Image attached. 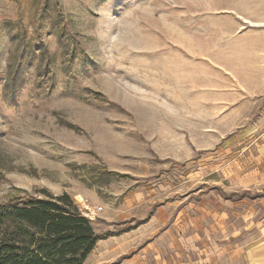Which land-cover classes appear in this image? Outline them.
I'll return each instance as SVG.
<instances>
[{
	"label": "rangeland",
	"instance_id": "rangeland-1",
	"mask_svg": "<svg viewBox=\"0 0 264 264\" xmlns=\"http://www.w3.org/2000/svg\"><path fill=\"white\" fill-rule=\"evenodd\" d=\"M41 189L84 264H264V0H0V204Z\"/></svg>",
	"mask_w": 264,
	"mask_h": 264
},
{
	"label": "trees",
	"instance_id": "trees-1",
	"mask_svg": "<svg viewBox=\"0 0 264 264\" xmlns=\"http://www.w3.org/2000/svg\"><path fill=\"white\" fill-rule=\"evenodd\" d=\"M0 204V264H84L100 239L68 193L47 189Z\"/></svg>",
	"mask_w": 264,
	"mask_h": 264
},
{
	"label": "snow or ice",
	"instance_id": "snow-or-ice-1",
	"mask_svg": "<svg viewBox=\"0 0 264 264\" xmlns=\"http://www.w3.org/2000/svg\"><path fill=\"white\" fill-rule=\"evenodd\" d=\"M242 19V18H241Z\"/></svg>",
	"mask_w": 264,
	"mask_h": 264
}]
</instances>
